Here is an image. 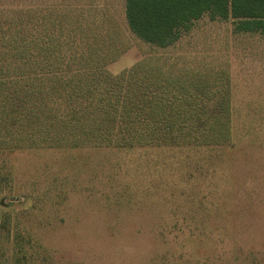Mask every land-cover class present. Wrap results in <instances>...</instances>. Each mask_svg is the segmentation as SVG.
<instances>
[{
  "label": "rangeland",
  "instance_id": "374dc122",
  "mask_svg": "<svg viewBox=\"0 0 264 264\" xmlns=\"http://www.w3.org/2000/svg\"><path fill=\"white\" fill-rule=\"evenodd\" d=\"M124 9L0 0V51L90 23L113 39L109 73L146 62L195 96L226 94L236 146L0 151V264H264V35L203 16L159 48L130 32Z\"/></svg>",
  "mask_w": 264,
  "mask_h": 264
},
{
  "label": "trees",
  "instance_id": "16d2710c",
  "mask_svg": "<svg viewBox=\"0 0 264 264\" xmlns=\"http://www.w3.org/2000/svg\"><path fill=\"white\" fill-rule=\"evenodd\" d=\"M124 16L136 38L159 48L175 44L203 16L264 35V0H125ZM80 27L58 34L73 36L69 42L27 35L0 51V151L235 148L226 94L195 96L146 62L113 75L106 70L118 56L113 39L90 23ZM205 99L215 102L213 110L204 109ZM0 206L8 208L2 200Z\"/></svg>",
  "mask_w": 264,
  "mask_h": 264
}]
</instances>
